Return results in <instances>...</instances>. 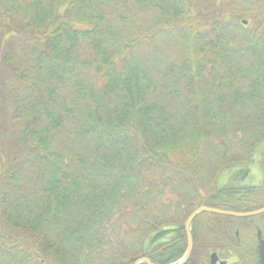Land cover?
Here are the masks:
<instances>
[{
  "label": "trees",
  "instance_id": "obj_1",
  "mask_svg": "<svg viewBox=\"0 0 264 264\" xmlns=\"http://www.w3.org/2000/svg\"><path fill=\"white\" fill-rule=\"evenodd\" d=\"M216 1L0 0V264H169L264 207L217 186L264 141V0ZM206 215L256 240L201 213L191 258Z\"/></svg>",
  "mask_w": 264,
  "mask_h": 264
},
{
  "label": "flooded vegetation",
  "instance_id": "obj_2",
  "mask_svg": "<svg viewBox=\"0 0 264 264\" xmlns=\"http://www.w3.org/2000/svg\"><path fill=\"white\" fill-rule=\"evenodd\" d=\"M247 174H248V172H247ZM247 174H245V176H248ZM245 179L246 178L244 177L243 181ZM228 181H226L223 185H218V187H220L221 189H223L225 191V189L229 188V185H230V183H228ZM240 185H245V183H240ZM247 186H254V185H247ZM255 194L259 196L258 199H256L257 202L261 203L264 201V188L257 189V190L253 189L252 191H247L244 196L250 197V196H253ZM215 197L217 199H219L218 195ZM220 197H221L220 199H222V195ZM229 197H230V199L232 198L231 196H229ZM225 199H227V198H225ZM207 214H209V213H207ZM255 216H257V218L255 220H253V222H251V223L255 224V227L257 228L256 229V237H257L258 231H260V236H259V238L257 237V240H258V242H259V239H262L264 241V213L259 214V215H255ZM231 219L227 220V221L226 220L222 221V223H224V224L221 226H218L219 221L214 217L209 218L207 216V217L200 219V220L196 219V221H197L196 224L200 228L199 239H198L197 243H199V244L204 243V244H202V246H201V251H199L196 254V255H199V257L191 258V253H190L188 258L182 264H185L188 261H190L188 264H250L249 263V254L250 253L245 252V250H246L245 248H248V247H245L243 242H239L238 245L237 244L235 245V242L233 241L234 237H233L231 227H233L234 221ZM202 221L203 222L209 221V223L212 225L211 233L208 236H204L206 230L204 229V226H200L202 224L201 223ZM252 224H246L243 229L244 230L249 229L250 228L249 226H251ZM216 231H218V233H216ZM220 245H222V246L220 247ZM185 250H187V244H186ZM185 250H183L184 252L180 255V257L178 259L174 260V262H171L169 264L181 263L180 261H182V258L185 255V252H186ZM235 250L241 251L242 258H240L238 256V254L235 253ZM257 252H258V250H257ZM212 256H214L213 257V259H214L213 263H211ZM142 258H147V257H142ZM255 263L259 264L258 261Z\"/></svg>",
  "mask_w": 264,
  "mask_h": 264
},
{
  "label": "rangeland",
  "instance_id": "obj_3",
  "mask_svg": "<svg viewBox=\"0 0 264 264\" xmlns=\"http://www.w3.org/2000/svg\"><path fill=\"white\" fill-rule=\"evenodd\" d=\"M198 2L217 4L218 6H220L221 10H225L226 9V13L225 14L229 13L232 16V14L229 12L230 8H228V7H230V4L225 5L224 2H226V1H222L219 4L216 0H194V3L196 5L198 4ZM263 154H264V141L260 142L259 146L257 147L256 153L254 155L253 161L249 162V164H247V166L245 164H238V165H235V166H233V167H231L229 169H225V170L221 171L219 173V175L217 176L218 185H223L226 181L230 180L235 175V178H237V180H239L240 183H245V185L257 186L264 179V171L262 169V165H264V160H263L264 155ZM262 161H263V163H261ZM239 168L242 169L241 172H238ZM245 171H248V174H247L248 176H245L246 179L243 181L244 178L242 179V176H243L244 173L245 174L247 173ZM205 188L207 190H204V191H209L210 189L212 190L214 187L210 186V187H205ZM249 237L250 236H248V235L245 236V234L242 233V235L240 237L242 239V241H240V242H243L244 246H245L246 243L248 244L249 247L246 248L245 252L246 253H250L249 254V263L250 264H256L255 262L258 261V258L256 256L257 255L256 254L257 253V249H258L257 248L258 240H257L256 236H255L256 240H254V239L251 240V237L250 238ZM139 259H137V260H139Z\"/></svg>",
  "mask_w": 264,
  "mask_h": 264
},
{
  "label": "water",
  "instance_id": "obj_4",
  "mask_svg": "<svg viewBox=\"0 0 264 264\" xmlns=\"http://www.w3.org/2000/svg\"><path fill=\"white\" fill-rule=\"evenodd\" d=\"M243 24H246L247 21L243 20L242 21ZM199 213H209V214H215V215H222L223 217L224 216H230V217H241V218H248V217H253L255 215H259V214H263L264 213V207L263 208H260V209H257V210H254V211H251V212H233V211H225V210H220V209H216V208H211V207H207V206H200L198 208H196L188 217L187 219H185V222H184V231H185V235H186V244H187V250L186 251V255L184 257V259L182 261H180L181 263L179 264H182L187 258L188 256L190 255L191 253V250L193 248V242H192V237H191V234H190V226H191V223H192V220H194V218H196V216L199 214ZM260 236V231H258L257 233V237L259 238ZM258 252H257V255H258V263L259 264H264V241L262 239H259V243H258ZM213 257L212 256V260H211V263H213ZM140 263H144V264H151L150 260L148 258H141L137 261H135L134 263L132 264H140Z\"/></svg>",
  "mask_w": 264,
  "mask_h": 264
},
{
  "label": "bare ground",
  "instance_id": "obj_5",
  "mask_svg": "<svg viewBox=\"0 0 264 264\" xmlns=\"http://www.w3.org/2000/svg\"><path fill=\"white\" fill-rule=\"evenodd\" d=\"M236 218H241V217H236ZM249 218V217H248ZM242 219V218H241Z\"/></svg>",
  "mask_w": 264,
  "mask_h": 264
}]
</instances>
